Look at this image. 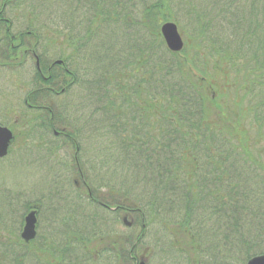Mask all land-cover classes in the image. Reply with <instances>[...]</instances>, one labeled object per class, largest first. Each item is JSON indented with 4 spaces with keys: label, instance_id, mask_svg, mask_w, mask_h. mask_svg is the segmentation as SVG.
I'll return each mask as SVG.
<instances>
[{
    "label": "trees",
    "instance_id": "1",
    "mask_svg": "<svg viewBox=\"0 0 264 264\" xmlns=\"http://www.w3.org/2000/svg\"><path fill=\"white\" fill-rule=\"evenodd\" d=\"M54 1L53 12L51 11L53 15L56 14L59 4L64 2L68 5V8H72L71 6L74 4L73 7L78 11L91 9L93 14L85 12L81 19L77 20L73 17V11L70 13H68L69 10L65 13L62 12L58 17L60 20L58 19L55 23L65 22L66 19L63 15L67 14L68 25L63 27L65 29L59 30L57 28L56 31L53 29L47 35L48 28L51 26L56 28L57 25L48 24L43 18L45 16L44 11L48 16L51 15L47 7H45L46 9L43 8L46 0H0V70L18 73L22 69L24 70L29 63L28 60H34L35 57L39 59L40 70L37 71L34 66L35 79L31 84V91H27L25 98L28 102L27 108L39 112L40 125L41 128L47 131L46 133L52 131L54 127L58 129L62 126L66 129L64 132L70 138H62L61 144L74 150L71 162L74 169L69 167L73 173L76 172L75 167L77 165L80 169L83 168V162H81L83 149L80 141L84 139V134L89 133L90 130H92L90 133H95L92 126L93 117L98 116L99 120L106 123L108 129H113V133H116L119 138L115 136L112 138L111 134H108L111 139L101 137L100 144H104V149L109 150L108 143L111 141L112 150L121 154L122 158L125 159V157L130 156L131 160L132 158L139 162L144 160L147 164L145 169H148V175L153 174L155 176L146 180L158 183V189L155 190L159 191V195H155L161 197V199L155 200L141 199V203L136 205L138 202L131 203V200L121 193L118 194L124 199H116V190L108 186L107 191L102 195H98L102 199H99L95 192L91 193V203L104 211H107L105 207L116 208L117 211H114L113 214L117 216L121 214V211L124 212L126 206L130 207L131 215H133L131 222L139 224L141 229L149 227V236L153 239L152 242L150 241L152 251L162 244L164 236L174 235L175 229L179 232L177 234L175 232L173 242H168L169 248L167 251L170 253L174 251L170 246L176 248L179 252L183 251V243L177 239L179 233L185 234L188 245L192 249L188 245L185 246L188 250L196 253L195 260L191 261H195L197 264L203 259L209 260L212 257H210V254L222 247L218 241H212L210 245L213 252L211 253L210 249L205 248L208 245L204 246V244L211 242V234L204 231L208 237V241H205L198 226L190 224L198 205L211 208L214 199L223 202V199L228 196V205L226 202L221 207V212L222 210L227 211L230 221L234 222L235 225L240 224L242 226L244 222L252 223L254 231H264V192L258 195V191L252 189L251 193L247 189L255 186L248 185V180L244 182L241 188L239 182L241 179L237 177L236 173L235 176L228 178L226 183L223 180L224 175H221L222 179H216V176L212 174L214 172H211V177L201 174L204 169L203 163L199 159V157H202L204 160V156L205 159H210V156H212L214 169L216 167L218 170L220 165L223 164L224 167L226 165L232 166L233 170L227 168L233 172L237 167H239V171L244 172L245 167L240 156L246 157L249 163H255L250 157L252 151L248 147H255L258 144L264 145V59L260 61V58H257L258 48H254L256 44L250 45L253 41L251 39L253 32L257 33L260 27L264 29V0H222L224 8L227 9L222 17L227 19L229 24L235 25L232 19L236 18L245 27L251 29L252 34L243 31L239 35L240 39L242 37L241 41L248 40L245 47L248 54L244 55L237 47L230 44H224L223 49H221L217 42H210V49L207 46H201V50H203L205 56L213 58L216 63L219 61L220 64H216V69L211 73L200 71L197 75L192 71L190 72L189 66L184 60L188 53L187 44L181 52L172 53L166 49L159 34L162 23L174 21L178 26H182L181 19H185L182 12H177L178 8L171 7L169 2L171 0ZM53 18H56V16ZM192 20L198 21L196 27L199 28L194 34L197 43H203L207 30V20L204 16H198V18L195 16ZM81 27L82 30L79 33L81 37L76 40V45L70 40L64 42L67 40L65 37L70 35L77 39L76 31ZM119 27L122 28L121 31L127 37L133 27V34L136 36L135 42H139L137 39L139 37L137 34H140L139 31H144L146 38L141 37L143 44L140 43L141 49H137L135 53H131L134 49L130 46V43L125 52L118 53L117 56H124L123 61L117 58V63L110 67L102 65L100 68L106 76L101 75L100 82L97 84L94 79L96 76L95 70L97 69L93 65L94 55L89 53V56H83L81 60H78L77 56H81L82 52H85L83 46L85 47L90 43L96 45V39L103 38L108 34L113 35ZM181 28L184 30L183 26ZM111 29H114V31H111ZM85 34L91 36L86 37ZM83 37L88 39L85 41ZM262 41L264 42V32L260 34V42L263 47L264 43ZM63 46L72 48L71 53L64 55V50H58L62 49ZM212 47L217 48V51H213ZM49 52H52L50 55L53 54V57L49 56ZM98 54L101 55L100 52ZM57 60H60L62 64H54V61ZM49 61L50 64H48ZM222 61L226 62L227 67L224 69L222 68ZM227 64L230 69H234L239 74L238 77L232 79V85L228 83V90L232 92L231 95L229 92L225 93L223 89L221 91L217 88L220 83L225 84L229 81L227 78L231 72ZM155 72L161 74L158 75V80H155ZM134 76L136 78L138 76L140 83H146V88L147 86L151 87V92L148 93L144 89H141L140 92L134 87L131 92L118 87L120 77L130 80L129 78ZM154 87L156 92L153 90ZM70 89L73 90L72 96H68ZM239 92L245 93L241 95L244 96L243 101L249 96V106L244 112H240L243 101L239 99ZM142 94L145 97H142ZM57 96L65 98L55 101ZM72 97H75V99H71ZM44 98H48V101L52 104L48 106L41 102ZM135 98L140 101L136 105V109L133 108L132 103L134 101H131ZM74 104H77L76 109H73ZM124 105H129L126 111H124ZM86 108H90L87 115H85V112H81ZM236 108L240 113H236ZM126 112H129V114ZM241 114L247 115V121L252 117V114L256 116L257 120L255 122L258 127L256 138L251 137L249 133L251 129L248 123L242 124L246 120L240 117ZM73 116H76L80 125L76 121H72ZM64 120L70 124H66ZM60 123L62 124L59 125ZM69 126H71L69 129L72 131L67 132ZM79 128L80 131H78ZM79 134H81V137H79ZM57 138L53 136L54 140H57ZM254 165L257 167L256 164ZM261 177L262 175L259 176V178ZM85 179L88 178H84V181ZM252 179L256 180V176H252ZM67 180L80 194L71 176L66 179V182H68ZM256 183L258 184V182ZM206 184L209 185L207 189L211 186H219L214 190H216V194L218 190L221 191V198H218V195H212L214 199L189 200L191 194H195L198 188L203 190ZM235 188L239 190L237 192V194H240L238 199H259V201L256 200L258 204L260 203L257 207L258 213L253 215L255 221L250 218L252 213L244 210L246 209L244 206V213L240 212V208L235 203L236 200L232 205L230 199H232V194H236ZM155 195L154 197H156ZM176 202H178L176 208L179 212L178 215L171 210ZM167 206L168 208H166ZM25 208L26 210L35 209L30 205H26ZM106 213L102 214L106 219L99 215L95 216L99 221L94 222V219H91L96 224L93 228L99 230L94 234L90 233V235L97 236L99 239L95 243L97 244L95 249L100 246L99 251L101 246L105 244V239L107 241L112 237L110 231L114 229L113 227L103 228L102 225L111 222L112 219H115L114 221L119 219L115 215L110 213L106 215ZM169 215L173 223L172 229L167 228L168 224L165 221L163 223L161 218ZM83 216L88 215L85 213ZM241 217H243V220ZM156 219L161 221L160 225H156ZM74 221L82 224V220L78 218H75ZM154 225L155 227H153ZM76 228V225L65 228L67 231L66 246L73 249L75 255L80 256L81 250L78 249L81 247L86 233L84 232V236ZM15 229L11 235L16 241L0 240V245L6 249L2 259H0V264H17L16 260L21 261L23 264L28 262L27 258L30 257L29 248L27 243L18 238L20 228ZM250 234L251 232L248 234L249 241L255 244L253 243L250 246L251 242L247 243L240 252L249 253V259L264 254V237L256 238L259 231L253 236ZM58 235L55 237H59ZM7 238H9V235H7ZM141 239L143 241V234H135V236L132 235L129 243L136 245ZM117 241L124 243L121 236L118 240L116 238L111 240L112 243H118ZM55 243L57 244V242ZM40 253L39 256H37L39 253L34 254L35 260L40 261V259H43V252ZM34 258L31 257L33 260ZM179 258L185 260L183 256ZM58 261H60V258H58ZM175 264L180 263L178 261Z\"/></svg>",
    "mask_w": 264,
    "mask_h": 264
},
{
    "label": "rangeland",
    "instance_id": "2",
    "mask_svg": "<svg viewBox=\"0 0 264 264\" xmlns=\"http://www.w3.org/2000/svg\"><path fill=\"white\" fill-rule=\"evenodd\" d=\"M53 2L55 1L46 0L43 6L44 9H46L45 7H47L48 12L51 13V15L48 16V14H46V12L44 11L45 16L43 18H45V22L54 26L57 25L55 26L56 28L52 26L49 27V30H47L46 33L47 35H49L48 33L52 32L53 29L54 31H56L57 28L59 30L65 29L63 27L68 25L67 14L63 15V17H65L66 19L65 22L59 24L55 23V21H58V17L62 14V12L65 13L69 10L68 13H70L71 11H73V17L77 20L81 19V16L85 12L93 14V11L91 9L88 11H78L75 7H73L74 4L71 6L72 8H68V5L64 4V2L59 4V8L57 9L56 14L53 15ZM169 2L171 7H174V9L178 8L177 12H182L185 18L181 19L182 22H184H181L184 30H182V26H177L178 31L183 39L184 46L187 44L186 48H188V53L186 54V57H184V60H186L190 72L192 71L196 75L200 71H204L206 73L209 71V73H211L216 69V64H220L219 61H217L216 63L213 58H208V56H205V54L202 52L203 50H201V46H207L210 49V42L213 41L217 42L220 45L221 49H223L224 44H230L233 47H237L244 55L248 54V52H246L245 50L247 49L245 47L248 40L241 41L242 37L240 39L239 35L240 32L243 31L252 34L251 29L245 27V25L240 23V21H238L236 18L232 19V22L235 25H230L229 21L222 17V14L227 11V9L223 6L224 3L222 2V0H171ZM54 16H56V18H53ZM195 16L197 18L198 16H204V18L207 20V30L203 43H197V39L194 35L195 31H197V29L199 28L196 27L198 21L195 22L194 20H192V18ZM240 17L243 18L242 16ZM133 27L131 28V33L128 37L123 34V32L121 31L122 28L119 27L117 28V30H115V33L117 34H108L103 38L101 37L96 39V45L90 43L85 45V47H82L85 52H82L81 56L78 55L77 58L78 60H81L83 56H89V53L94 55L93 58L95 60L93 61V65L95 66V68H97L95 70L96 76L94 77V79L96 80L97 84L100 82L101 75H105L104 71H102L100 67H102V65L110 67L113 64H116L117 58L118 60L123 61L125 59L124 56L117 55L118 53L125 52L126 48H128L129 43L130 46L134 49V51H132L131 53H135L137 49H141L140 43L143 44L141 37L146 38L145 32L139 31L140 34H137L139 35V37H137L139 42H135L134 39L136 38V36L135 34H133ZM81 30L82 27L81 29H77L76 31L77 39L73 38V35H70L69 37H65L67 40L64 42H68V40H70V42L76 45V40L81 37L79 36ZM111 31H114V29H111ZM263 32L264 29H261V27L257 31V33L253 32L251 36V39H253V41L250 44H256L254 48H258L257 58H260V61H263L264 59V45L262 47V43L260 42V34ZM61 34L64 35L63 33ZM85 35L86 37L91 36L89 34ZM255 37L257 38V41ZM83 38L85 41L88 39H85V37ZM212 48L213 51H217V48ZM58 50H64V55H68L71 53L72 48L63 46L62 49ZM98 52H100L101 55L98 54ZM50 53L52 52H49V56L53 57V54L50 55ZM54 59L56 60V57ZM215 59L217 60V58ZM28 61L29 63L24 68V70L22 69L18 73L0 70V124L1 126L8 127L14 135V141L13 144H11L10 150L7 154L8 156L0 159V240L16 241L11 233H14V231L16 230L15 228H20L21 230V226L24 223V216L29 211H31L30 209L26 210L25 207L26 205H30L32 207H35V209L38 211L36 215L37 234L47 233L48 230V233H52L55 237L65 228H68V226L73 225L74 227V225H76L77 231L82 232L83 235L84 232L86 233V236L84 235L85 239L81 247L78 249L81 250L80 256H83V258L89 260L93 259V261L98 260V264L111 263L108 261L112 260V255L108 253L102 255V248L105 246H110L113 248L114 246L112 245L111 240L115 237L116 240H118L120 238L119 232L127 229L124 233L135 236V234H139L138 231L141 229V227L139 224H136V222H131V219H133V215H131L130 210H128L130 207L126 206V210H124V212L128 213L126 222H128L129 225L127 226L123 224V217H121V214L117 216L119 219H116V221H114L115 219H112L111 222H106L104 225H102L103 228L113 227L114 229L112 230H114L115 233L111 230V239L109 238L107 241L105 239V244L101 246V250L98 253H95V246H97V244H95L94 240L97 236L90 235V233H93L94 230H98V228H93L96 226L94 222L98 220L95 216H102V214L106 213L107 211L100 210L99 208L94 206L93 203H91V193L95 192L97 194V197L99 199H102L98 195H102V193L108 190L107 187L110 186V188L115 189V192H117V194H115L116 199H124L123 197H120V194H118L121 193L125 195L127 199H130L131 203L138 202V204L136 205H139V203H141V199H161V197L155 195H159V191L155 190L158 189V183H153V181L146 180L147 178L151 179L155 176L153 174H151V176L148 175V169H145L147 168V164L144 160L143 162H139L138 160L135 161V158H132L131 160L130 156L125 157V159L122 158L121 154H118L116 151L112 150L113 147L110 143L111 141L108 143L109 150L104 149L105 145L100 144L101 137H107L110 140L111 138L108 134H111L112 138L113 136L118 138V136H116V133H113V129H108L106 123L99 120L98 116L93 117L94 121L92 126L95 130V133H90L92 132V130H90L89 133L84 134L85 136L83 137L84 139L82 138L83 140H79L82 144L83 149L81 156L83 168L80 169L77 165L75 167L76 172L74 171L75 173H73L70 168L72 169L73 167L74 169V166L71 163L74 156V150L71 147H65V145L61 144L62 138L66 136L62 135L59 139L54 140L52 131L46 133L47 131L41 128V122L38 118L39 112L27 108L28 102L27 100H25V98L27 96V91H31V84L35 79V76L33 74L35 73V60ZM48 64H50V61ZM79 66L81 67V65ZM226 67V62H223L222 68L224 69ZM229 70L231 72L229 77L227 78V80L229 81H227L225 84L220 83L221 85L219 84L217 88L221 91L223 89L225 93L229 92L231 95L232 92L228 90V83L229 85H232V79L234 77H238L239 74H237L234 69H230V67ZM158 75L161 74H158L157 72L154 73L155 80H158ZM129 79L130 80L120 77L118 87L122 90H129L131 92L133 90V87L137 88L140 92L141 89L147 90L148 93L151 92V87L147 86L146 88V83H140L138 81V76L137 78L134 76L133 78L130 77ZM157 85L159 86V84ZM153 90L154 92H156L155 87L153 88ZM72 91L73 90L70 89L68 96H72ZM243 94L245 93L239 92L238 94L241 101H243L244 98V96H241ZM57 97L55 98V101L65 98L62 96ZM142 97H145V95L142 94ZM248 97H246V99L243 101V104H241L242 110L240 112H244L249 106L248 101L250 100ZM71 99H75V97H72ZM136 99L137 98L131 100L134 101L132 104L133 108L135 109L137 108L136 105L140 102ZM48 100V98H44L41 102L50 106L52 103ZM76 105L77 104H74L73 109H76ZM127 107H129V105H124V111H126ZM89 109L90 108L83 109L81 110V112H85V115H87L90 111ZM240 112L236 108V113ZM126 113L129 114V112ZM244 114L240 115L241 118H244L246 120L242 124H244L245 122L248 123L251 129V132H249L251 137L256 138L258 127L255 121L257 120V118L254 114H252V117H250L247 121V115ZM73 117L71 118L72 121H76L78 124L79 122L77 121L76 116ZM64 122L66 124H70L65 120ZM62 123H60L59 125H61ZM70 127L71 126L67 127V132L72 131L71 129H69ZM58 128V132L60 131V129H62L63 134H65L64 131L66 129L64 127L60 126ZM80 130L81 129L79 128L78 131ZM79 135V137H81V134ZM248 149L252 151L250 157L255 161V163H249L246 157L240 156L244 163V172L239 171V167H237V169L233 172L231 170H228L227 168L229 167L232 169V166L226 165L224 167L222 166L223 164L220 165V168L218 170L216 167L214 169L212 164V156H210L209 153L210 159H205L204 156L203 160L202 157H199L200 161L203 163L204 169L201 174L209 175V177H211V172H214L212 174L216 176V179H222L221 175H224L223 180L224 183H226L228 178L235 176L236 173L237 177L241 179L239 180L241 188L243 187L244 182L248 180V185L255 187L249 188L247 190H249L251 193L252 189L257 190L259 195L260 193L264 192V145L258 144V146L248 147ZM224 163L226 164V162ZM254 164H256L257 167H255ZM261 175L262 177L259 178V176ZM69 176H71V179L74 180L73 183H75L78 187L80 191L78 192L80 194H78L77 190L70 185L68 180V182H66V179H68ZM252 176H256V180H253ZM84 178L88 179H85L84 181ZM256 182H258V184ZM207 186L209 185L206 184L203 190L201 188H198L195 194H191L189 200L206 198L214 199L212 195H218L217 197L221 198V191L218 190V193L216 194V190H214L216 187L219 188V186H211V188L208 189ZM237 192H239V190L235 188L236 194H232V199H230L232 205L236 200L235 203L240 208V212L244 213V206L246 208L244 210L246 212L250 211L249 213H252V215H250V218L255 221L253 215L258 213L257 207L260 203L258 204L256 200L259 201V199H238L240 197V194H237ZM154 195L156 197H154ZM227 198L225 197L223 199V202L214 199L211 203V208H206L202 205H198L196 208L195 216L190 221V224H192L193 226H198L203 240L208 241L207 234L204 231H207L209 234H211V242L209 244H204V246L208 245L205 248L210 249L211 253L213 252V250L211 249L212 246L210 245L212 241L216 240L218 241L219 245L222 246L221 248H218L217 251L210 254V257H212L209 260H201V264H246V262L249 260V253L240 252L243 249L242 247L251 242L249 241V232H251L250 235L253 236V234L259 231V234L258 236H256V238L260 236L264 237V231H254V225L252 223L244 222L243 226L240 224L235 225L234 222L230 221L227 211L222 210L221 212V207L224 206L226 202L228 205ZM177 204L178 202L174 203V206L172 205L173 208L171 209L176 215H178L179 213L176 209ZM166 208H168V206ZM85 213L88 216H83V214ZM106 215H108V213H106ZM102 217L103 219H106L104 215ZM75 218L82 220V224L74 221ZM161 218L163 219V223L165 221L168 224L167 228L172 229L173 223L171 220V216L169 215ZM91 219H94V222H92ZM241 219L243 220V217H241ZM156 221V225H160L161 221L157 219ZM153 227H155V225ZM145 230L149 231V227H146ZM174 231L176 232V234L179 232L176 231V229ZM7 235H9V238H7ZM174 235H170V237L164 236L162 239V244L157 246L154 251H151L152 245L150 244V241L152 242L153 239L150 238L151 236H148V233L144 235L143 241L141 239L136 243V245H132L131 243H129V245H131V254L133 258L136 259L135 264H139L140 262L144 264H175L178 261L180 264H189L190 262H192L191 260H195L196 253L194 251L188 250L187 246H185L188 245V240L186 235L183 233L178 234L177 240L183 243L182 248L184 250L179 252L176 248L170 246L171 249L174 250H171L174 255L167 251L169 248L168 242L171 243L173 242L172 240H175ZM24 242L27 244L29 243L28 248L30 252V257L27 258L28 262L26 264H35L34 262H37V260H35V258L33 257L35 253L34 249L37 250L38 247H32V240ZM253 243L254 242H251L250 246H252ZM116 245H118V243H116ZM89 246L91 247L88 248ZM123 247L124 246L122 245L116 246V248L121 252L123 250ZM189 248L192 249L190 246ZM5 250L6 249L0 245V259H2V255H4L3 253L5 252ZM72 252L73 251H69L66 255V258L70 259L71 254L74 256L75 254L74 252ZM181 256H183L185 260H180L179 257ZM31 257L34 258V260L31 259ZM121 258L122 257H120L119 259ZM114 259H116V256L114 257ZM191 264L195 263L193 262Z\"/></svg>",
    "mask_w": 264,
    "mask_h": 264
},
{
    "label": "flooded vegetation",
    "instance_id": "3",
    "mask_svg": "<svg viewBox=\"0 0 264 264\" xmlns=\"http://www.w3.org/2000/svg\"><path fill=\"white\" fill-rule=\"evenodd\" d=\"M64 129V128H63ZM62 130V129H61ZM65 130V129H64ZM52 133L54 136L56 137H60V135L66 136L68 138H70V136H67L66 134H63L61 132H57V128L54 127L52 128ZM127 212H121V217H123V223L126 224L127 222ZM127 230V229H125ZM125 230L119 232L121 238L124 239V243L118 242V245H122L123 250L122 252L116 248V243L112 245L114 246L112 247H108L105 246L102 248V255H104L105 253L111 254L112 255V260H109L108 264H135L136 259L133 258L132 256V251H131V245H129L130 239L132 237V235H128L125 232ZM22 231V230H21ZM21 231L19 233V239L21 240ZM145 229H140V234L146 235L149 231H146ZM62 232H65L62 235ZM60 233V235H58L59 237H54L52 233H43V234H36V236H34L35 238L32 240V247L36 248L38 247V256L41 254L40 252H43V259L37 260V262H34L35 264H98V260H94L93 259H84L83 256H73L71 254L70 259L66 258V255L69 251H73V249L68 248V246H66L67 244V234H66V229H64ZM94 232H99V230H94ZM93 232V234H94ZM112 232H114V230H112ZM115 233V232H114ZM116 238V237H115ZM98 238L96 237V239L94 240L95 243L98 242ZM57 242V244L55 243ZM27 246L29 247V243L27 244ZM62 247V248H61ZM100 246L97 247V249L95 250V253H98ZM36 249H34L35 251ZM152 251V250H151ZM150 251V252H151ZM72 252V253H73ZM116 256V259H114V257ZM153 256V255H152ZM120 257H122L121 259H119ZM58 258H60V261H58ZM119 259V260H118ZM195 263L197 264L195 261H192L190 263ZM17 264H23L21 261L17 260ZM138 264V263H137ZM139 264H144L142 262H140ZM149 264V263H147ZM198 264H201V262H199ZM204 264V263H203Z\"/></svg>",
    "mask_w": 264,
    "mask_h": 264
},
{
    "label": "water",
    "instance_id": "4",
    "mask_svg": "<svg viewBox=\"0 0 264 264\" xmlns=\"http://www.w3.org/2000/svg\"><path fill=\"white\" fill-rule=\"evenodd\" d=\"M160 32L165 42L164 44H166V47L169 51L179 53V51L182 50L183 40L180 33H178L179 31L177 26L174 23L167 22L162 24L160 27ZM57 63L60 62L57 61ZM12 140V132L7 127L0 125V158H4L7 155L10 146L9 144H11ZM24 217L25 224L23 226L21 238L25 240H31L34 238L33 236H35V226L37 222L36 212L31 211V213L29 212ZM246 264H264V254L251 257V259H249Z\"/></svg>",
    "mask_w": 264,
    "mask_h": 264
}]
</instances>
